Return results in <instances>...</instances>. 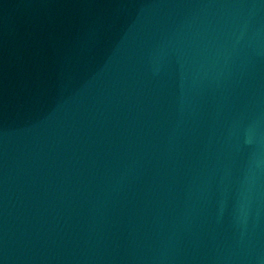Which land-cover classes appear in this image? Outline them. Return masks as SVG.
Wrapping results in <instances>:
<instances>
[{
	"label": "water",
	"instance_id": "obj_1",
	"mask_svg": "<svg viewBox=\"0 0 264 264\" xmlns=\"http://www.w3.org/2000/svg\"><path fill=\"white\" fill-rule=\"evenodd\" d=\"M0 264H264V0H0Z\"/></svg>",
	"mask_w": 264,
	"mask_h": 264
}]
</instances>
